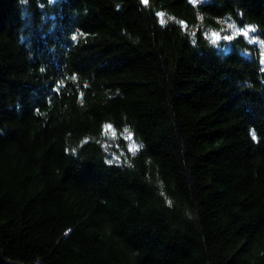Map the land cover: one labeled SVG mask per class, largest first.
Listing matches in <instances>:
<instances>
[{
    "label": "trees",
    "instance_id": "trees-1",
    "mask_svg": "<svg viewBox=\"0 0 264 264\" xmlns=\"http://www.w3.org/2000/svg\"><path fill=\"white\" fill-rule=\"evenodd\" d=\"M262 43L264 0H0L5 256L264 264Z\"/></svg>",
    "mask_w": 264,
    "mask_h": 264
},
{
    "label": "snow or ice",
    "instance_id": "snow-or-ice-1",
    "mask_svg": "<svg viewBox=\"0 0 264 264\" xmlns=\"http://www.w3.org/2000/svg\"><path fill=\"white\" fill-rule=\"evenodd\" d=\"M143 2L145 3V4H147L148 3V0H143ZM193 2H195V0H193ZM158 15L159 16H161V17H163V13H158ZM165 21L163 20V19H161V23H164ZM240 31V33H242L245 37H247V35H248V32L249 31H255V29H240L239 30ZM213 36H216V37H218L219 36V34L218 33H213L212 34ZM233 37L232 36H225L224 37V39H228V40H230V39H232ZM73 39H75V37H73ZM108 128H110L111 126L109 125V126H107ZM125 131H127V130H125ZM128 138H131V134H129V137ZM253 138H255L254 137V134H253Z\"/></svg>",
    "mask_w": 264,
    "mask_h": 264
},
{
    "label": "water",
    "instance_id": "water-1",
    "mask_svg": "<svg viewBox=\"0 0 264 264\" xmlns=\"http://www.w3.org/2000/svg\"><path fill=\"white\" fill-rule=\"evenodd\" d=\"M0 264H24V263L17 261V260H12L10 258H7L0 249Z\"/></svg>",
    "mask_w": 264,
    "mask_h": 264
},
{
    "label": "rangeland",
    "instance_id": "rangeland-1",
    "mask_svg": "<svg viewBox=\"0 0 264 264\" xmlns=\"http://www.w3.org/2000/svg\"><path fill=\"white\" fill-rule=\"evenodd\" d=\"M247 29H251V28L248 27ZM251 32H252V31H249V32H248V35L251 34ZM261 45H262V48H263V50H264V43H262ZM262 62H263V64H264V56H263Z\"/></svg>",
    "mask_w": 264,
    "mask_h": 264
}]
</instances>
